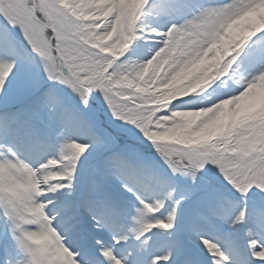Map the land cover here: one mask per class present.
Returning <instances> with one entry per match:
<instances>
[{
	"label": "snow or ice",
	"instance_id": "6c2138e0",
	"mask_svg": "<svg viewBox=\"0 0 264 264\" xmlns=\"http://www.w3.org/2000/svg\"><path fill=\"white\" fill-rule=\"evenodd\" d=\"M0 264H264V0H0Z\"/></svg>",
	"mask_w": 264,
	"mask_h": 264
},
{
	"label": "rangeland",
	"instance_id": "374dc122",
	"mask_svg": "<svg viewBox=\"0 0 264 264\" xmlns=\"http://www.w3.org/2000/svg\"><path fill=\"white\" fill-rule=\"evenodd\" d=\"M244 27H245V26H240V27H238V28H237V32H242V31L244 30Z\"/></svg>",
	"mask_w": 264,
	"mask_h": 264
}]
</instances>
